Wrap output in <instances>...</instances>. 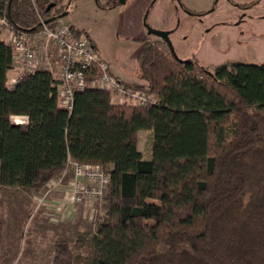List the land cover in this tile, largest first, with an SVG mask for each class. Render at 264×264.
<instances>
[{
  "label": "trees",
  "instance_id": "obj_1",
  "mask_svg": "<svg viewBox=\"0 0 264 264\" xmlns=\"http://www.w3.org/2000/svg\"><path fill=\"white\" fill-rule=\"evenodd\" d=\"M35 1L0 0V17L33 38L41 18L55 25L60 2ZM145 43L146 84L122 81L155 104L112 102L110 90L87 86L68 110L35 47L40 66L9 85L14 48L0 39V195L42 189L69 160L99 164L110 182L89 264H264V63L211 70L161 38ZM141 130L151 132V157L138 147ZM75 248L58 242L53 264H71Z\"/></svg>",
  "mask_w": 264,
  "mask_h": 264
},
{
  "label": "rangeland",
  "instance_id": "obj_2",
  "mask_svg": "<svg viewBox=\"0 0 264 264\" xmlns=\"http://www.w3.org/2000/svg\"><path fill=\"white\" fill-rule=\"evenodd\" d=\"M32 1L35 5L36 1ZM254 1L252 6L243 7ZM60 3L63 12H68L66 19L89 32L111 72L117 69L129 78L140 75L139 54L146 38H158L150 33L151 28L170 32L180 59L196 58L211 70L221 65L231 67L235 62L264 63V0H60ZM183 4L202 13L191 14ZM8 29L0 23V33ZM30 40L45 56L58 60V48L47 42L44 32ZM16 119L24 120L21 116ZM139 144L143 155L151 157V136L143 133ZM72 177L69 168L38 191L19 188L2 191L0 264H53L58 242L75 248L78 237H84V243L74 249L71 264L91 262L92 238L103 211L102 199L86 208L65 198V194L70 196L67 190L62 197L54 195V189L46 194L52 187L51 181H59L61 185L57 188H65ZM76 207L79 212L72 216L71 209Z\"/></svg>",
  "mask_w": 264,
  "mask_h": 264
},
{
  "label": "built area",
  "instance_id": "obj_3",
  "mask_svg": "<svg viewBox=\"0 0 264 264\" xmlns=\"http://www.w3.org/2000/svg\"><path fill=\"white\" fill-rule=\"evenodd\" d=\"M0 23L7 24L6 19L0 18ZM41 23L43 25L42 32H44L47 42H53L58 48L61 75L58 92L63 107L71 110L75 92L87 86H98L110 90L112 102H126L136 105H148L157 102L154 94L128 86L116 77L110 71L107 62L100 56L95 43L88 36L76 33L68 23L62 20L57 19L56 24L51 26L41 18ZM30 39L25 34H16L13 31L11 33L14 61L20 65L23 73L32 72L40 66L38 53ZM45 66L52 72L55 71L48 54ZM92 68L97 70V75L92 80H87V73ZM17 80H13L9 85L13 86ZM23 118L24 120L20 122H27V117L24 116ZM69 168L73 172V177L69 179L66 187L67 194L70 195V202L72 204L81 203L84 207L94 206L96 201L102 199L110 182L109 172L99 164L80 163L72 160H69L64 169V174ZM51 183L52 187L48 189L47 195L58 185H61L59 181H51Z\"/></svg>",
  "mask_w": 264,
  "mask_h": 264
},
{
  "label": "crops",
  "instance_id": "obj_4",
  "mask_svg": "<svg viewBox=\"0 0 264 264\" xmlns=\"http://www.w3.org/2000/svg\"><path fill=\"white\" fill-rule=\"evenodd\" d=\"M100 1V0H99ZM59 6L61 7V10L59 11L60 12V14L58 15V20H62V21H64V22H66V23H68L69 25H72L74 28H76V29H79V30H84L85 32H87V33H89L86 29H84L83 27H80L79 25H77L76 23H73L72 21H68V19H66V17H67V15L66 14H68V12H63V4H61L60 2H59ZM11 33H12V31L10 30V29H8V31L7 32H3V33H0V39H3V40H5V41H7V42H11ZM90 34H88V36H89ZM91 38V37H90ZM96 45V44H95ZM51 60H52V63H53V66H54V72H53V75L55 76V78H57V79H59L60 78V63L58 62V60H56L55 59V61L51 58ZM58 64V65H57ZM108 64V63H107ZM109 65V64H108ZM55 66H57V67H55ZM110 67V66H109ZM57 70V71H56ZM13 71H15V74L14 75H12L11 73L13 72ZM110 71H111V69H110ZM23 73V70H22V68L20 67V65L16 62V61H14V66H13V68L9 71V84L13 81V80H16V79H18L19 77H20V75ZM112 73L116 76V77H118L119 79H121V80H123V81H125V82H128V83H139V84H144L145 83V80L139 75V77L138 78H136V79H133V78H129V77H127V76H125L123 73H121V72H118L117 71V69H112ZM21 117H24V116H21ZM143 133H148L150 136H151V132L149 131V130H141V131H139V134H138V138H141V136L143 135ZM138 147H139V149L141 150V148H140V144H139V141H138ZM142 151V150H141ZM67 190V188L65 187H60V188H56V189H54L53 191H52V193H54L55 192V194L54 195H57V196H59V197H62L65 193H63L64 191H66ZM65 198H69V200H70V197L68 196H66V194H65ZM68 200V201H69ZM71 201V200H70ZM63 202L65 203V199L63 200ZM71 210H73L74 211V214L72 215V216H76L77 215V213L79 212H77V207L74 209H71ZM60 218H62L61 216H60ZM64 218H67V216H65V217H63L62 219H64Z\"/></svg>",
  "mask_w": 264,
  "mask_h": 264
},
{
  "label": "water",
  "instance_id": "obj_5",
  "mask_svg": "<svg viewBox=\"0 0 264 264\" xmlns=\"http://www.w3.org/2000/svg\"><path fill=\"white\" fill-rule=\"evenodd\" d=\"M46 22H48V20H47ZM150 33H152V34H154V35H156V36L162 38L165 42H167V44L169 45V47H170L172 53H173L175 56H177L176 53H175V51H174V48H173L172 42H171V40H170V32H169V31H167V30H159V29H153V28H151V29H150ZM177 57H178V56H177Z\"/></svg>",
  "mask_w": 264,
  "mask_h": 264
},
{
  "label": "flooded vegetation",
  "instance_id": "obj_6",
  "mask_svg": "<svg viewBox=\"0 0 264 264\" xmlns=\"http://www.w3.org/2000/svg\"><path fill=\"white\" fill-rule=\"evenodd\" d=\"M180 1H182V0H180ZM183 7H185L184 4H183ZM54 8H55L58 12L61 10V7L59 6V3L56 4V5L54 6ZM185 10H186L187 12L190 13V9H189V8L185 7ZM59 14H60V12L58 13V15H59ZM157 37H158V36H157ZM158 38H160V37H158ZM161 39H162V38H161Z\"/></svg>",
  "mask_w": 264,
  "mask_h": 264
},
{
  "label": "bare ground",
  "instance_id": "obj_7",
  "mask_svg": "<svg viewBox=\"0 0 264 264\" xmlns=\"http://www.w3.org/2000/svg\"><path fill=\"white\" fill-rule=\"evenodd\" d=\"M16 117H18V116H15V117H14V121H15L16 123H21L20 120L16 119Z\"/></svg>",
  "mask_w": 264,
  "mask_h": 264
}]
</instances>
